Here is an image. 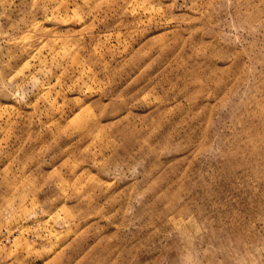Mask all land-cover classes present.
Here are the masks:
<instances>
[{"label": "rangeland", "instance_id": "rangeland-1", "mask_svg": "<svg viewBox=\"0 0 264 264\" xmlns=\"http://www.w3.org/2000/svg\"><path fill=\"white\" fill-rule=\"evenodd\" d=\"M0 264H264V0H0Z\"/></svg>", "mask_w": 264, "mask_h": 264}]
</instances>
